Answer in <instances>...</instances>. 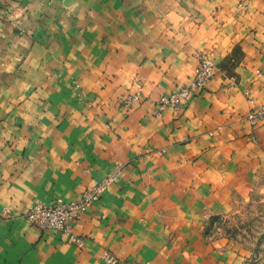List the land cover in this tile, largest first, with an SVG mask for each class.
<instances>
[{
	"label": "crops",
	"instance_id": "crops-1",
	"mask_svg": "<svg viewBox=\"0 0 264 264\" xmlns=\"http://www.w3.org/2000/svg\"><path fill=\"white\" fill-rule=\"evenodd\" d=\"M205 52L213 79L157 116ZM263 105L264 0H0V264H105L106 250L120 264H194L193 228L264 176V122L247 120ZM117 165L72 223L81 247L27 220Z\"/></svg>",
	"mask_w": 264,
	"mask_h": 264
},
{
	"label": "built area",
	"instance_id": "built-area-1",
	"mask_svg": "<svg viewBox=\"0 0 264 264\" xmlns=\"http://www.w3.org/2000/svg\"><path fill=\"white\" fill-rule=\"evenodd\" d=\"M7 2L11 0H5ZM217 68L216 57L213 52L201 55L198 67L190 83L177 92L162 96L156 103L155 114L161 116L166 109L179 110L180 107L194 94L203 91L213 79ZM142 91L138 90L127 95L122 101V107L131 110L141 102ZM248 122L256 127L264 122V105L258 112L249 114ZM123 169L115 166L114 171L101 181L92 182L80 197L72 202L57 199L52 203H38L30 208L26 217L29 223L42 231H57L69 235L70 242L78 247L83 245L82 239L73 233L72 223L80 221L90 207L99 202L105 191L113 183L120 180ZM105 264H116L114 256L104 253Z\"/></svg>",
	"mask_w": 264,
	"mask_h": 264
},
{
	"label": "rangeland",
	"instance_id": "rangeland-1",
	"mask_svg": "<svg viewBox=\"0 0 264 264\" xmlns=\"http://www.w3.org/2000/svg\"><path fill=\"white\" fill-rule=\"evenodd\" d=\"M73 87L79 86L75 83ZM199 224L193 230L198 233L200 245L189 250L194 264L208 261L212 255L220 260L231 258L233 264H264V176L248 199L233 201L229 210L210 214ZM104 252L114 256L116 264L122 262L115 252ZM200 254L205 260L200 261Z\"/></svg>",
	"mask_w": 264,
	"mask_h": 264
}]
</instances>
